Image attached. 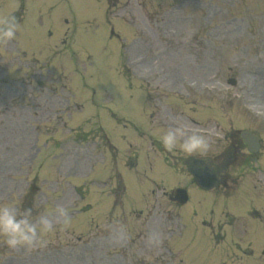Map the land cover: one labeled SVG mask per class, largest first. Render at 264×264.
<instances>
[{"label":"rangeland","instance_id":"374dc122","mask_svg":"<svg viewBox=\"0 0 264 264\" xmlns=\"http://www.w3.org/2000/svg\"><path fill=\"white\" fill-rule=\"evenodd\" d=\"M141 1L145 2L148 12L153 11V14H149L147 17L142 11V17L145 18L147 25V27L142 25L146 31L143 37L147 38L150 47L155 46L160 49V44L166 45L169 53L160 56L156 54L153 59L152 57L148 58L150 55H147L141 58L145 60V63L139 66L130 62L139 59L138 57L130 58V61L128 60L129 69L131 71L135 68L141 76L150 79V83L153 82L152 84L148 83L145 87L146 89L153 88V96L157 95L161 100V105L159 106L158 100L157 108H155L153 100H150V104H146V118V114L142 110V94L150 90H141V94L138 81V84L129 81L126 76L118 72L119 43L114 37L108 38L107 34L104 37L106 40L102 37L99 47L94 51V56L97 58V72H95L92 82L95 87L94 91L98 92L99 89L96 87L101 86L100 92L103 94L109 88L116 97V110L112 111L117 112L120 116L126 115L138 126H144L143 130L158 141L159 128L166 127L165 123H168V126L177 120L206 131L223 132V139L214 146L212 151H218L227 145L229 140H225L226 136L229 133L234 136L235 132L233 133V131L236 129L257 130L262 138L260 156L262 155L263 161H261L262 164L255 163L251 166L254 169L256 167L264 168V0H177L183 4L175 7L181 10L174 9L173 17L178 18L182 14L190 15V17L184 22L179 20L174 21L170 26L167 24L166 28L157 26L156 21L163 12H166L167 7L170 8L174 0ZM188 1L193 3L188 5ZM56 25L58 24L56 23ZM116 29L123 34L129 31L122 24ZM107 30L110 32L109 28ZM123 34L122 36H124ZM92 60L93 58L88 57L86 61L91 62ZM122 65L128 66L124 58L120 60V67ZM135 76L139 77L137 73ZM233 79L234 83L232 84L230 81ZM77 84L80 88L81 84L78 81ZM175 88L182 90L179 97L172 94ZM110 93L107 91L105 96L112 97ZM99 96H96L97 99H93L94 102L101 101V95ZM82 99L84 101V96ZM10 109L11 111L0 109V120L4 119V122L8 123L6 128H0V198L10 195L8 202H11L13 198L21 200L23 190L27 187L30 188L33 184L40 190L36 197L40 196L43 200L45 196L42 191L46 194L45 189H47L49 191L46 195L48 201L56 202L59 206L67 209L68 204L71 203L70 197L65 194L66 198H64L60 187H64L63 191L65 192L67 188L65 181H80L75 179L78 176V170H84L90 164H86L90 154L98 152L93 148L92 140L94 139L89 137L90 139H84L86 141H80L83 138L75 135L60 136L63 129L61 130L58 125L53 122H42L39 127L41 135L37 141L40 149L37 150L33 144L35 143L33 130L25 126V121H16L19 117L18 112ZM88 109L92 108L87 107L86 111L74 114L71 123H75L85 116ZM149 113L153 115L151 116ZM191 118H194L199 126L189 122L188 120ZM101 121L120 151L124 150L129 143L138 141L137 134L133 129L130 126H118L108 111L102 112ZM30 123L32 124V122ZM18 125L29 140H26L24 144L22 143L23 139L21 142L17 136L21 130ZM69 125L70 123H67V126ZM54 129H56L55 132ZM45 141L48 142L46 147L43 146ZM140 141L141 146L139 144L132 146L134 148L141 147L143 154L146 150L148 151L149 140L143 136ZM142 141L145 142L142 143ZM64 143L67 144L64 145ZM55 145L57 146L55 147ZM146 156L143 154L139 157L140 161L137 165L139 171L128 170L122 165L120 166L127 184L126 208H138L144 203L142 194L150 188L146 176L159 179L170 187L178 179L177 173L161 159L152 164L150 169L149 163L153 161V157L148 154ZM240 158L243 159V155ZM94 159H98V157L96 156ZM47 164L49 168L46 166ZM235 171L237 170L235 169ZM69 173L75 178L70 177ZM94 175L103 178L105 169L98 165ZM258 177L260 180L263 178L257 172L256 174L250 172L238 176V179L244 183L237 188L244 191L246 187L250 189V192L257 197L256 206H259V210L262 211L260 214L263 216L264 183L262 180L255 181V178ZM254 184L256 185L255 189L252 188ZM54 194H58V198L51 200V195ZM157 194L160 195V193ZM206 196L208 195H204V192L195 188L191 198L180 208L185 227H183L184 229L180 228L182 230L179 231L180 235L173 236L171 243L183 249L181 252L188 261L185 260L181 264L188 262L202 264L200 256L203 252V245L207 244L204 243L206 228L201 226V222L203 212L209 206L204 203L201 207L198 202H202ZM36 197H33L32 200H21L22 206L26 204L25 207H28V202H33L31 206H33L34 216L40 211V209L35 210L37 207ZM61 198L65 200L61 201ZM89 201L93 204L92 210L74 216V226L77 229L74 230L68 223H60L62 227H55L56 230L47 238L48 243L42 248L33 251L24 249L12 251L0 244V259L3 260V264H141L129 257V250H126V254L122 258L117 256V251H121L125 247L123 234L124 237L133 235L134 238L139 235L141 228L135 227L136 224L133 222L136 212L129 220L126 215L125 217L123 214L121 216L120 228L123 225L132 233L122 232L121 229L116 230V227H113L110 230L112 237L105 239L103 235L101 237V226H93V223L87 228L86 219L90 214L101 216L107 208L109 200L94 193L90 195ZM161 201L162 207L166 208L168 204L164 199ZM78 206L69 207L68 213L74 214ZM44 209L46 208L42 210ZM51 217L55 218L54 215ZM98 223L101 225L104 220L98 221ZM258 223L262 227L263 235H261L260 242H255L253 245L254 254L248 258L240 256L228 260L227 264H264V245H262L264 229L261 217ZM236 229L238 233H241L239 226ZM150 241L152 245H148L141 251L140 258L145 259L144 261H154L159 256L160 264H169L164 258H161L160 255L164 251L157 250L154 237L150 238ZM244 243L245 241H243V246H245ZM226 245H229L228 242ZM220 248H217L216 252ZM162 257L167 258L164 253ZM179 259L180 254L175 256L173 262L179 264Z\"/></svg>","mask_w":264,"mask_h":264},{"label":"clouds","instance_id":"9594fccd","mask_svg":"<svg viewBox=\"0 0 264 264\" xmlns=\"http://www.w3.org/2000/svg\"><path fill=\"white\" fill-rule=\"evenodd\" d=\"M19 27L15 15L6 14L0 19V44L6 45L12 41ZM223 137L221 131H206L179 120L159 128V142L163 150L175 152L185 159L214 156L211 155L212 150ZM54 212L55 220L50 218L52 213L47 209L40 210L34 216L33 208L22 207L21 200L17 198L0 203V244L12 251H33L44 247L48 243L47 238L56 230L55 224L61 220L64 224L69 222L65 207L58 206ZM0 264H3L2 259Z\"/></svg>","mask_w":264,"mask_h":264}]
</instances>
